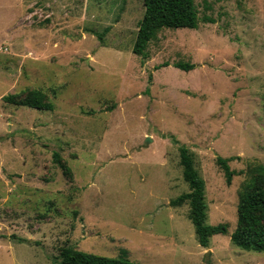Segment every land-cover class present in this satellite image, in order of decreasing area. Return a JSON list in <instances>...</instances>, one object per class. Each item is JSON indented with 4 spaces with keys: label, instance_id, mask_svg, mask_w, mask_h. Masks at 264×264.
Returning <instances> with one entry per match:
<instances>
[{
    "label": "rangeland",
    "instance_id": "374dc122",
    "mask_svg": "<svg viewBox=\"0 0 264 264\" xmlns=\"http://www.w3.org/2000/svg\"><path fill=\"white\" fill-rule=\"evenodd\" d=\"M195 4L198 27L161 29L143 59V0H0V264H59L66 244L141 264H264L230 237L264 165V0ZM31 89L54 109L3 100ZM182 144L205 179L206 223L229 225L208 246L189 204H170L190 190Z\"/></svg>",
    "mask_w": 264,
    "mask_h": 264
},
{
    "label": "trees",
    "instance_id": "16d2710c",
    "mask_svg": "<svg viewBox=\"0 0 264 264\" xmlns=\"http://www.w3.org/2000/svg\"><path fill=\"white\" fill-rule=\"evenodd\" d=\"M145 11L138 23V30L133 45V52L143 59L148 57L149 42L163 28H197L199 15L195 0H143ZM98 34V33H97ZM100 36L102 34H99ZM164 62L156 68L168 66ZM173 65L185 71L196 67L195 63L177 61ZM3 100L14 105H25L43 110H53L54 104L48 100L41 89H31L25 95L9 93ZM180 164L183 178L188 182L190 190L183 192L170 201L173 205L189 204L191 218L197 239L203 246H208L214 234H227L229 225L206 223L207 204L205 202V179L194 165L193 156L186 145L179 146ZM55 162L63 167L66 175L71 177V169L66 166L60 155L54 153ZM231 158L217 155L216 163L224 172L225 180L231 184L235 171L230 167ZM255 173L239 191L237 204V225L230 234L234 245L245 250L264 252V165L255 168ZM59 264H141L127 257H108L80 250L76 244H66L60 248Z\"/></svg>",
    "mask_w": 264,
    "mask_h": 264
},
{
    "label": "water",
    "instance_id": "95a60500",
    "mask_svg": "<svg viewBox=\"0 0 264 264\" xmlns=\"http://www.w3.org/2000/svg\"><path fill=\"white\" fill-rule=\"evenodd\" d=\"M148 140H150V137H148V138L146 139V142H147Z\"/></svg>",
    "mask_w": 264,
    "mask_h": 264
}]
</instances>
